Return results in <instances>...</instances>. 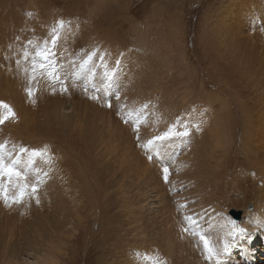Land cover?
Returning <instances> with one entry per match:
<instances>
[{
    "label": "rangeland",
    "instance_id": "rangeland-1",
    "mask_svg": "<svg viewBox=\"0 0 264 264\" xmlns=\"http://www.w3.org/2000/svg\"><path fill=\"white\" fill-rule=\"evenodd\" d=\"M31 1L38 3V7L40 6L37 11L35 7H33V10L26 9L29 7L32 8L31 3L33 2ZM222 1L223 0H0V8L5 7L6 9L5 12L0 9V18H3V13H12L13 16H15L13 18V23L17 25L16 27L14 25L8 27L10 29L14 28V30H11L12 39L10 37L11 40L5 41L6 35L3 30H5L6 27L3 22H0V50L2 51L4 49V51H0V120L3 119V123H0V131H6L1 126L11 122L9 124L11 126L9 130L13 131L12 128H14L20 133L14 140L7 142L6 145H3L5 142L0 134V145H3L4 148L7 146L8 148V146L16 144L10 148V152L18 151V156L13 160L17 163L22 177L21 183L10 180L8 184H0V187L4 185L9 186L10 190L8 193L11 194L10 201L13 204H10L9 201L4 199L0 193V264H122V259H126L125 257L127 256L123 258L121 254L124 253L128 255L139 249L136 245L134 251L129 245H126L125 230L127 228H124L122 224L125 223L123 220H126L127 213L121 202H123L124 199H122V197L129 199V196L134 195V193H136L134 190L136 187H140V185L136 186L135 183L130 182L129 176L133 172L129 171L128 168L130 166L128 164H126L127 166L122 164L123 162L121 160L124 159L123 156L125 159L126 157L130 158L129 152L122 151V149L126 148V145H131V150L141 157L146 155V158L143 157L145 162L148 161V158L151 160V155H147L143 152L146 136H137L133 128L132 131L126 127L132 118L140 119L144 124L147 121L145 117L142 118L140 116L141 110L138 111L139 106L136 99L133 97V90L131 87L120 91L121 86L123 87V82H111V79H108L107 82H97L94 78H91V75L87 77L91 72H95L96 79L100 80L104 75L111 76L108 72L111 69L120 68V70H122V68H127L129 73H138L143 82L146 83V88L151 89H154L152 85L154 75L164 78H161V81L163 83L165 81L166 91L161 94L160 91L156 90L153 98L147 97L151 99L152 102L154 101L153 104L155 108H149L145 112L147 113V118L149 120L151 118V123L149 125H153H147L140 129L146 130V127H151L150 129L155 128L154 117L156 111L154 109L157 111L159 109L158 112L162 117H165V121L180 119L181 116L178 112L180 107L182 108L186 102V100H184L185 97H188V100L191 101L190 105L195 113L203 112L217 119L218 115L214 111L215 108H213L216 107L219 115L223 116L225 111L230 114L227 125L228 129L226 130L228 133H225V137L222 138V141L218 145L220 151L229 148V156L227 154L224 157L225 160L228 161L226 163L227 171L221 176L222 167H213L211 169V172L213 170L215 178L211 183L213 189L211 187L210 189L215 190L216 193H213L212 196H209L208 193L203 197V202L201 203L193 202L194 213L197 217H202L204 215L207 217L212 212L219 210L224 213L226 218L232 219L229 215V211L234 209V211H241L242 218L245 211V209H243L244 202L247 199H254V201L259 200V195H264V189H262L263 183H260L258 179L255 180L252 174L240 176V171L248 167V161H246L245 155L238 151L239 145L244 142V138L246 137L245 126H249L248 121L261 119L263 115L264 106H261V103L264 101L260 100L263 96V90H256L253 88L249 94L244 90L242 84L236 83L239 81L236 77H230V75L229 77H225V74L221 70L223 66V64L220 63L221 58L219 56L217 58L215 51L209 50L207 47L215 43L206 34L210 31L213 32L217 20L230 19L228 13H226V8L222 6ZM1 3L5 6H1ZM219 5L221 7H219ZM45 7L51 11L45 9L46 12L44 10ZM34 11L35 13H33ZM48 13L50 14L47 15ZM37 14H39V16ZM53 15L54 18L52 17ZM42 22L45 27L40 26ZM36 24L39 28H46L49 33L46 32V34H43L44 36L41 35L42 32H37L38 29L34 28ZM206 24L208 31L205 29ZM246 24L247 27L244 29L247 30L246 37L251 44L247 46L250 49L247 47H244V49H249L248 51L252 52L258 58L261 67L264 69V19L256 21V19L251 16L250 22L248 21ZM46 25L49 27H46ZM16 29L18 31H20V29L23 30L22 33L26 32L22 34ZM30 29L36 33L34 36L32 35V38H30L32 40L29 42ZM82 31H85L89 36L96 35V33L109 35V38L106 39L108 44H102V46L97 45L94 48V52L96 53L89 59H94V61H89L87 57L84 56L88 50H92V47H88V40L82 38ZM59 33L61 34L59 35ZM65 33H67L66 35L68 36L64 35ZM51 35L52 37H50ZM61 35L62 37H60ZM35 38L36 42L41 40L43 43L40 41L39 44L36 43L38 45L33 44V39L35 43ZM208 38H210L211 42H209ZM62 40L67 41H65V43ZM111 40L115 41V46L112 48L110 43ZM24 44H26V46L28 45L29 49L24 46ZM29 44L31 47L33 46V50H31ZM1 46L5 48L2 49ZM61 46L64 47L62 48ZM99 51H102L103 54L101 52L99 53ZM113 51H115V56ZM5 53L7 54V56H5L6 58L4 57V55H6ZM59 55L61 57H59ZM82 57L84 58L82 59ZM117 59L120 60V66H118V63L115 61ZM71 60L73 62H71ZM213 62L217 63L216 65L218 66L214 68ZM122 63L125 64L126 67L121 66ZM134 68L136 69L134 70ZM145 72H149V74ZM83 74L85 75L84 78L78 77ZM17 79L18 82H15ZM57 79L59 81H57ZM124 79L130 82L127 78ZM227 82L229 84H227ZM222 86L226 88L224 90L225 94L219 95L217 93V88H221ZM226 93L228 95H226ZM256 93H258V95H256ZM5 94H7V96H5ZM207 94L211 95L213 100H207ZM255 98L258 99L255 100ZM143 100L144 98H141L142 102ZM127 104L130 107L127 106ZM121 106H123V108ZM61 107L63 111L60 109ZM130 111L132 113L134 112L133 117ZM99 112L104 113L102 114L107 121H111L113 118L112 121L118 122L114 124L116 128L113 132L121 134L125 139L128 137V139H126L129 141L128 144H126L127 142L124 144L117 142L119 148H116L112 142V145L106 142L105 136L102 135L103 129H101V126H104L102 123L105 122L98 120ZM65 117H67V120ZM213 118L211 119L213 120ZM75 120L79 122L78 126L80 130L68 127V123ZM190 125L191 124H187V128H189ZM46 127L51 129V131L61 132L68 137L66 146H73L75 154H71L72 157L70 161V158L68 161H62V167L66 162L70 164H66L68 176L66 175L65 169L64 171H60L62 177H58V173L50 169L52 174H56L59 186L62 184V187L65 188L64 190L61 189V197L59 198L62 209L55 212L56 200L47 199L44 201L43 199L44 207L40 208L41 203H38L35 210L43 211L45 214L38 216L37 213L34 214L32 211H29L27 199H19L15 193H20L24 185L29 186L30 190H33L35 194L37 193V191H35L37 187H35L33 183H29V177H31V175H29V169L25 167L26 163H33V167H35V163H40L43 168L46 167V165L52 167L54 163L48 161L51 160L50 157H52L50 153H54L52 150L56 151V155L64 151L63 149H68L66 146H64V148L60 147V143L55 142L52 138L50 140L51 142L45 140L38 143L37 138L39 136L34 137V132L44 133ZM23 129H27L29 132L24 134ZM176 129L177 128L173 130L175 134H177ZM83 130L87 132H83ZM125 130L126 132H124ZM193 131L196 134L201 132L197 128H193ZM29 134H31V138H29ZM190 134L191 132L189 131L187 135ZM111 136H113V133ZM156 136H158V134H153V138ZM41 138L40 136L39 139ZM43 138H45V136ZM132 138L134 140H132ZM138 138L141 139L142 142L139 141ZM224 140L228 142L227 145H225ZM103 141L104 143H102ZM111 141H113L112 138ZM84 142L87 144H84ZM42 143L44 146H41ZM105 143L109 144L105 145ZM142 143L144 144L142 145ZM99 144L103 146L99 147ZM89 145L90 147H88ZM3 147H0V152L4 151ZM93 147L96 150L94 152L92 150ZM96 147L99 148L97 149ZM151 148L159 152L161 159V162L155 159V164L162 169L166 168L169 161L167 163L163 162L161 148L157 149L153 146H148L147 150L151 152ZM118 149H121V151ZM47 153L48 156L46 157ZM60 154L67 155L64 153ZM119 154L123 156L118 158L117 155ZM95 155H97V158L94 157ZM25 156L27 157L23 159ZM56 157H58V155H56ZM13 160L11 165H13ZM62 160L65 159L62 158ZM117 160L118 163L113 167ZM102 164H104L106 168L101 167L104 166ZM7 165L8 163H3V168ZM90 166L94 167V173L97 172V175L94 174L95 177L92 176L85 180V178H83L84 169H87L90 173ZM48 167H46V169H48ZM54 169H56V167H54ZM2 173L5 174V170H3ZM161 177L165 181L164 170L161 172ZM19 178L20 176H18V180ZM99 180H101L104 185ZM189 180L187 181L188 183ZM172 183L174 184L171 180L167 184L173 187V190L165 192L167 200L171 204L167 212L172 221V224H170L166 230V234L171 239V252L167 254V257H169V264H184L181 256L175 259L177 250L178 252L182 250H179V243L177 244L175 237V209L173 210L174 200L172 199L175 186L172 185ZM188 183L185 184L187 188H193L195 185H188ZM130 184H133V187H135H131ZM248 184L249 186H246ZM47 185H52L51 180L47 182ZM243 185H245L247 189L243 187ZM108 186L109 189H107ZM40 188L42 189L43 187ZM119 188L122 190L123 188L125 189L122 195L120 194ZM37 197L36 195V199ZM33 199L32 202L35 204L36 200ZM66 200L70 201L67 202ZM236 201L239 206L233 205ZM93 204L97 205V207H94ZM130 204L131 199L127 201V205ZM99 207H105V211L102 215H98L100 213L98 212ZM145 208L146 206L144 205V209ZM247 208L252 209V204ZM65 209L68 210V213H72L73 217H76L75 212H84V216L87 215L90 217L88 219L85 218L86 222L81 228L76 230L74 228L79 222L77 219L75 223L62 230L63 232L60 236H57L56 234L61 231V229L59 228L54 231V227L58 223V215ZM134 210L137 213H142L143 211L138 207H135ZM186 214H189V212H186ZM94 216H98L97 218L100 220L98 221L99 224L96 223L93 225L94 222H92V220ZM105 218H109V228H111L109 230L108 228H101V226L106 223V220L104 221ZM22 219L27 225L22 223ZM239 221H241V219ZM236 222H238V220ZM29 223H31L30 227L28 226ZM4 224H9V226L5 225V228L3 226ZM158 224L160 230L154 229V235L155 237H163L165 236L163 235V224L161 221H159ZM118 231L120 232L117 233ZM147 237L148 240L151 239L150 236ZM129 238L132 240L131 237ZM60 239L62 241H60ZM137 240L139 241V239ZM119 245L125 249L123 250ZM185 247L188 246L185 245ZM192 252L194 251H191V253ZM183 255L185 254L183 253ZM193 255V263L191 264H208L203 261L201 253L197 252L196 255L195 253H193ZM224 263L228 264V260H225ZM148 264L151 263L149 262ZM185 264L187 263L185 262Z\"/></svg>",
    "mask_w": 264,
    "mask_h": 264
},
{
    "label": "bare ground",
    "instance_id": "bare-ground-1",
    "mask_svg": "<svg viewBox=\"0 0 264 264\" xmlns=\"http://www.w3.org/2000/svg\"><path fill=\"white\" fill-rule=\"evenodd\" d=\"M31 2H33V3H31L32 8L29 7L26 9L27 10L28 9L33 10V7H35L36 11H37V9H39L40 6L38 7V3L34 2V1H31ZM1 6H5V5L1 3ZM222 6H224L226 8V13H228L230 19L217 20V22L215 24V29L213 30V32L210 31V32H208V34H206L215 43L210 44L207 47L209 50L215 51V55L217 58H218V56L221 58L220 63L223 64V66H222V68L221 67L220 68L223 71V73L225 74V77H229V75H230V77L231 76L236 77V79L239 80L236 83L242 84L244 86V90L249 94L251 93L253 88L256 90L262 89L263 90V96L261 97L262 99H260V100L264 101V78H262V77H264V69H263V67H261V65H260L261 63H259L258 58L252 52L248 51L250 48L247 46L251 43L249 42V40L246 37V31L247 30L244 29L247 27L246 22H248V21L250 22L251 16L254 17L256 19V21L259 19H262V20L264 19V13H263L264 12V0H223ZM219 7H221V6L219 5ZM0 9L4 12L6 10L5 7H1ZM45 9H47V8L45 7L44 10ZM47 11H51V10L47 9ZM33 13H35V11ZM27 14H29V13H27ZM49 14L50 13H48L47 15H49ZM37 15L39 16V14H37ZM54 15L52 16L53 18H54ZM2 16H3V18L2 17L0 18V22H3L5 27H6L5 30L2 29L4 31V34L6 35L5 41L6 40L9 41L12 39L11 30H14V28L10 29L8 27L12 26V25H14L15 27L17 26L15 23H13V18L15 16H13L12 13L10 14L9 12L3 13ZM45 16H46V14H45ZM49 17H51V16H49ZM45 20L47 21L46 17H45ZM228 23H230V24H228ZM207 24H208V22H207ZM207 24L205 27L206 31H208ZM40 26L45 27L43 25V22L41 23ZM46 27H49V26L46 25ZM75 27H77V26H75ZM34 28L38 29L37 32H42L41 35L46 34V32L49 33V31H47L46 28H39V26H37V24L34 26ZM17 29H19V28H17ZM21 29H20V31H18V30L17 31L22 33L23 30H21ZM61 31H62V29H61ZM100 31H102V30H100ZM29 32H30V36H29V42H30V40H32L30 38H32V35L34 36L36 32H34L32 29H30ZM24 33H22V34H24ZM22 34H21V36H22ZM51 34H53V33H51ZM60 34L61 33H59V35ZM66 34L67 33H65L64 35H66ZM38 35H39V33H38ZM47 36H48V34H47ZM66 36H68V35H66ZM108 36L104 33H101V34L96 33V35L89 36L85 31H82V38H85L88 40V44H87L88 47H92V50L91 49H90L91 51L88 50V52L84 56H86L88 60L90 58H92L94 56V54L96 53V52H94V48L97 45L102 46V44H104V45L108 44V41L106 40L109 38ZM10 37H11V39H10ZM50 37H52V35ZM60 37H62V35ZM60 37H58V38H60ZM2 38H4V37H2ZM210 38H208L209 42H211ZM67 39H69V38H67ZM37 41H38V39H37ZM65 41H67V40H64L63 42H65ZM39 42H36V38H35V43H34V39H33V44H36V43L39 44ZM110 43H111V48L115 46L114 40H111ZM110 43H109V45H110ZM38 44H36V45H38ZM2 45H3V43H2ZM47 45H49V44H47ZM24 46H26V44H24ZM29 46H30V44H29ZM1 47H2V49L5 48L3 46H1ZM26 47L28 48V45ZM32 47H31V50H33ZM58 47H60V46H58ZM108 47H110V46H108ZM244 47L245 48L247 47L249 49L245 50ZM120 49H121V47H120ZM2 51H4V49ZM29 52H31V51H29ZM100 52L103 54L102 51H99V53ZM108 52H111V51H108ZM114 52L115 51H113V54H114ZM60 53H61V51H60ZM62 54H63V52H62ZM2 55H4V54H2ZM31 55H32V53H31ZM115 55L116 54H114V56ZM5 56H7V54L4 55V57ZM59 57H61V56L59 55ZM112 57H111V59H112ZM83 58L84 57H82V59ZM113 58H115V57H113ZM131 58H132V56H131ZM118 59H119V56H118ZM118 59L115 61L118 63V66H120V60H118ZM63 60H66V59H63ZM89 61H94V59L89 60ZM71 62H73V61L71 60ZM116 64H115V66H116ZM211 64H212V61H211ZM216 64L217 63H214V65H213L214 68H215V66H218ZM121 66L126 67L125 64H123V63L121 64ZM139 67H141V66H139ZM135 69L136 68H134V70ZM142 69H144V68H142ZM108 72L110 73L111 76H105L104 75L103 76L104 79L100 78V80L96 79L95 72L94 73L91 72V74H89L87 77H90V75H91V78H94L97 82H101V81L107 82L108 79H111V82H118V83L123 82L122 83L123 87L121 86L120 91L124 90L125 88L131 87V89L133 90V97L136 99L137 104L139 106L138 111L141 110L140 116L142 118L145 117V120L147 122H145V124H144L141 122L140 119L132 118V119H130V121L128 122V126H126V127H128L131 130L133 128V130L136 131V134L135 133L134 134L137 136H146V138H145L146 143L145 144L142 143V145L144 144L143 152L147 155H151L150 158L152 160L151 161L148 158V161L145 162L143 160V157H145L146 155L144 156L142 154L143 156L141 157L136 152H133L130 148L131 145L130 146L126 145V148L122 149V151L129 152V154H130V158L126 157V159L122 155L124 159L121 160L123 162L122 164H124V165L128 164L130 166L128 168V170L133 172L129 176L130 182L135 183L136 186L140 185V187H136V189L134 190V192H136V193H134V195H132V196H129L130 198L128 197L129 199H131L130 205H127V201L129 199L122 197V199L123 198L124 199H123V202H121V203L124 205L123 208L126 210V213H127L126 220L125 219L123 220L125 223L122 224L124 228L125 227L127 228L125 230L126 245H129L133 250L135 249L136 245L139 247L138 251L134 250L135 252H132L128 255L127 254L125 255L124 253L121 254V256L123 258L125 256H127V257H125L126 259H122V264H148L149 262L151 264H153V263H155V264H169V257H167V254H169L171 252V250H170L171 239L166 234V230H167V227L170 224H172V221L170 220L169 214L167 212L168 208L171 207V204L167 200V195L165 194V192H169V191L173 190V187H171L167 184L171 180H172V182H174V184L172 183V185L175 186L174 192L172 194V199L174 200L173 201L174 202L173 203L174 204L173 210L175 209V213H174V222H175V227H176L175 237H176L177 244L179 243L178 244L179 250H182L181 252H178V250H177L175 259H178L181 256V259H182V261H184V264H185V262L187 264L188 263L191 264V263H193V261H192L193 253H195V255H196V253L198 252V253L202 254L203 261L208 263V264H225L224 263L225 260H228V264H264V195L263 196L259 195V197H258L259 200L254 201V199L253 200L247 199L244 202L243 209H245V211L243 213L241 221H238V222H236L234 219L232 220V219L226 218L224 213L220 212L219 210L212 212L207 217H205L206 215H204L202 217H197L195 215L194 209H193V207H194L193 202L201 203V202H203V197L206 196L208 193H209V196H212L213 193H216L215 190L210 189V187L212 188L211 183L213 182V179L215 178V175L213 174V170L211 172V169L213 167H219V168L222 167V172L220 173L221 176H222V174H224L225 171H227L226 163L228 161L225 160L224 157L229 153V148L225 147L226 149H223L222 151H220L218 149V145L222 141V138L225 137V133H228L226 130L228 129L227 125H228L230 114H228V112L225 111L223 116L219 115V113H217L218 109H216V107H213V108H215L214 111L218 115V116L216 115L217 119L209 116L208 114H204L203 112L195 113L193 111L192 106L190 105L191 101L188 100V97H185L184 100H186V102L182 108L180 107L179 112H178L179 115L181 116L180 119H176V120H173V119L169 120L168 119L169 121H165L166 120L165 117H162L159 114V112H158L159 109H158V111L156 109H154L156 111L155 112L156 115L154 117V124L156 125V126H154L155 128L150 129L151 127L150 128L146 127V130L140 129L141 127L147 126L151 123V121H150L151 118L149 120L146 116L147 113H145V112L149 108L153 109L155 107L153 104L154 101L152 102V100L147 98V97L153 98L156 90L160 91L161 94H163L162 92L166 91L165 81L163 80L164 83L161 81L164 78L157 76V75H154L153 81H152V85H153L154 89H151V88H146V83L143 82V80L140 78L138 73L133 74V72H131V71H130L131 73H129L127 68L126 69L122 68V70H120V68L119 69H111ZM55 73H57V72H55ZM145 73L149 74V72H145ZM78 77L84 78L85 75L83 74V75H80ZM78 77H75V78H78ZM124 78H127L128 80H130V82L125 81ZM132 78H134V79H132ZM225 80H227V79H225ZM57 81H59V80L57 79ZM90 81H91V79H90ZM15 82H18V79ZM176 83H177V81H176ZM76 84H77V82H76ZM227 84H229V83L227 82ZM97 87H99V86H97ZM217 89H218L217 93L219 95L225 94V92H224V90L226 89L225 87L222 86L221 88H217ZM253 92H255V91H253ZM253 94H255V93H253ZM226 95H228V94L226 93ZM256 95H258V93H256ZM5 96H7V94H5ZM206 97H207V100H209V99L213 100V97L209 94H207ZM141 98H144L143 102L141 101ZM117 99H118V97H117ZM172 99H175V98H172ZM256 99H258V98H255V100ZM120 100H122V99H120ZM180 100H182V99H180ZM231 104H232V102H231ZM127 106H129V105L127 104ZM261 106H264V102L261 103ZM121 107L123 108V106H121ZM60 109H62V107ZM84 109H85V107H84ZM263 109H264V107H263ZM185 110H187V111H185ZM20 111H22V110H20ZM62 111H63V109H62ZM90 111H92V110H90ZM102 113L99 112L98 120L101 122H105V123H102L104 126L103 127L101 126V129H103L102 135L105 136L104 138H105L106 142H109L110 144L112 142L116 148H119L117 145V142H119L120 144L121 143L124 144L127 142L126 144H128L129 141L126 140V139H128V137L125 139L123 136H121V134H118L117 132H113L116 128V126L114 124L118 123V122L112 121L113 118L111 121H107L105 116H103L104 113L103 114ZM55 114H56V112H55ZM130 114L133 117L134 112L132 113L130 111ZM167 114H168V112H167ZM65 118L67 120V117H65ZM171 118H173V117H171ZM211 118H213V120ZM5 123H6V121H5ZM10 123L11 122H9V124ZM78 123L79 122L76 120L71 121L70 123H68V127H73L74 129L80 130ZM9 124L6 123V124H3V126H1L2 128H4L6 130V131H0L1 137L4 139V142H5L3 145H6L7 142L14 140L15 137L20 134L14 128H12L13 131H10L9 129L11 128V126ZM187 124H191L189 128H187ZM195 124H197V125H195ZM151 125H153V124H151ZM151 125H149V126H151ZM248 125L249 126H245V130H246L245 136L246 137L245 138L243 137L244 142L242 141L243 143H241L239 145V150H238L242 154L245 155V157L247 159L246 161H248V167L244 168V170L240 171L241 172L240 176H246V175L252 174L255 177V180L258 179V181L260 183H263L262 189H264V110H263V115H262L261 119H256L254 121L253 120L248 121ZM173 127H174V129L177 128L176 129L177 134L173 133V130H174ZM58 128H60V127H58ZM193 128H197L201 132L199 134H196L193 131ZM8 130H9V132H8ZM23 130H24V134L29 132L27 129H23ZM79 130H77V131H79ZM84 131H86V130H83V132ZM189 131L191 132V134L187 135ZM124 132H126V130ZM169 132H171V135H169L163 141L155 140V138H153V134H155V135L158 134V136H163L165 133H169ZM21 133H23V132H21ZM112 133H113V136H111ZM87 134L90 135L89 133H87ZM34 135H35L34 137H36V136L42 137L41 139H39V137L37 138L38 143L43 142L45 140L50 141L52 138L55 142L60 143V147H62V148H64V146H66L67 141H68V139H67L68 137L63 135L61 132L51 131V129H48V127H46V131L44 133L34 132ZM44 136H45V138H43ZM184 136H186V137H184ZM29 138H31V134H29ZM77 138H78V135H77ZM111 138L113 139V141H111ZM152 139L155 141H153ZM88 140H89V138H88ZM132 140H134V139L132 138ZM226 140H224L225 145H227V143H228ZM241 140H243V139H241ZM139 141H141V139H139ZM150 141H152V143H149ZM86 142H84V144H87ZM102 143H104V141ZM109 143H105V145H107ZM135 143H136V141H135ZM137 143H138V141H137ZM229 144H230V142H229ZM15 145H10V146H8V148H7V146H5V148L3 147L4 151L0 152V161H2V163H8V165L6 167L0 169V184H8L10 182V180L15 181L17 183L22 182V177L20 175V169H19L17 163L13 160L14 158H16L18 156V151L17 152H10V148L15 146ZM41 146H44V144L42 143ZM102 146L100 145L99 147H102ZM148 146H153L157 149L161 148V154H162L163 162L167 163L169 161V164L166 167L168 169L167 181H164L163 178L161 177V172H163V170L165 168L164 169L160 168L159 166H157L155 164L156 162L154 161L156 159V161L161 162L159 152L154 148H151V150H152L151 152L148 151L147 150ZM66 147H68V146H66ZM88 147H90V145ZM99 147H96V148L98 149ZM63 150L64 151H62L60 153H64L67 155H62V154L58 153V154H56V155H58V157H56V155H55L56 151L52 150V152H54V153L53 154L50 153V155H52L53 158L50 157L51 160H48V161H50V163H54V165H52V167H48V165H46V167H48V169H46V167L43 168L42 165H40V163H35V167H33V163H26L25 164V167H27V169H29V175H31V177H29V183H33V185H35V187H37V189H35V191H37V193L35 194L33 190H30L29 186L24 185L21 188L20 193H15V195H17V197H19V199H27V207H29V211H32L34 214L37 213L38 216L45 214V212H43V211L41 212V211L35 210L37 208L38 203H41L40 208L44 207L43 206V199H44V201H46L47 199L56 200L55 212L62 209L61 204L59 203V198L61 197V193H60L61 189L64 190L65 188L62 187V184H60V186H59L58 180L56 178V174H52V171H56L55 173H58V177H62V173H60V171H64V169H65L66 175L68 176V173H67L68 168L66 165L68 163L67 162H66V164L64 163V166L62 167V161H68L69 158H70L69 159V161H70L71 157H72L71 154L72 155L75 154V149L73 148V146L68 147V149H63ZM87 150H91V149H87ZM92 150H93V152L96 151L94 149V147L92 148ZM103 150H104V147H103ZM141 150H142V148H141ZM119 151H121V149ZM245 151H247V152H245ZM135 153H136V155H135ZM98 154H100V153H98ZM120 154L117 155L118 158L122 157ZM47 156H48V153H47L46 157ZM228 156H229V154H228ZM26 157L27 156L23 157V159ZM94 157L97 158V155H95ZM62 158H64L65 160H62ZM12 160H13V165H11ZM112 161H115V160L113 159ZM25 162H28V161H25ZM117 163H118V160L114 165L112 164L113 167ZM68 165H70V164H68ZM102 165H104V164H102ZM54 167H56V169H54ZM101 167L106 168L105 165L101 166ZM93 168L94 167L90 166V173L87 169H84L85 172H83V178H85V180L89 177L94 176V174L97 175V172L94 173ZM45 169H46V173H45ZM50 169H52V171H50ZM3 170H5V174L2 173ZM218 170H220V169H218ZM48 173H51V174H48ZM18 176H20L19 180H18ZM107 176H109V175H107ZM50 180L52 182V185L48 186L47 182H49ZM188 180H189V183L187 182ZM99 181H101V180H99ZM239 181H240V179H239ZM244 181H245V179H244ZM92 182L94 183L93 180H92ZM97 183H98V181H97ZM186 183H188V185H194V184L195 185L193 186V188H187V187H185ZM237 183H239V182H237ZM71 185H72V183H71ZM83 185H85V184H83ZM103 185H104V183H103ZM130 185H131V187H133V184H130ZM235 186H236V184H235ZM246 186H249V184ZM40 187H43V188L41 189ZM67 187H69V186H67ZM243 187H245V185H243ZM38 188H39V191H38ZM107 189H109V186L107 187ZM9 190H10V188L8 185H4V186L0 187V193L2 194L1 196L4 199H6L7 201H9L10 204H12L10 201L11 200V194L8 193ZM119 190H120V194L122 195L125 189L123 188V190H122L119 188ZM248 191H250V190H248ZM36 195L38 196L37 199H36ZM67 198H69V197H67ZM240 198H241V196H240ZM32 199L36 200L35 204L32 202ZM68 201H70V200H68ZM237 201H238V198H237ZM237 201L234 202L233 205L239 206ZM73 204H74V202H73ZM251 204H252L253 208L252 209L247 208ZM144 205L146 206L145 209H144ZM147 205H148V207H147ZM93 206L97 207V205H94V204H93ZM46 207H48V206H46ZM135 207H138L140 210H143L142 213L138 212L139 213V215H138V213L135 212V210H134ZM83 208H86V207H83ZM151 210H152V212H151ZM104 211H105V207H101V208L99 207L98 212H100V213L98 215H102ZM186 212H189V214H186ZM75 213H76V217H73V214L68 213V210L65 209L64 211H62L58 215V217H57L58 223L54 227V231L59 229V228L61 229V231H59L56 234L57 236H60L63 232L62 230L66 229L71 224L75 223L77 221V219L79 220V222L77 225H75L74 228H75V230L78 228H81L83 226V224L86 222L85 218L88 219L90 217V216H87L86 214H85L86 216H84V212H79V213L75 212ZM93 214H95V213H93ZM97 217L98 216H94V218L92 220V222H94L93 225H95L96 223L99 224L98 221H100V220H98ZM105 220H106V223H104L101 226V228H106V229L108 228V230L111 229V228H109V222H110L109 218H105L104 221ZM159 221H161L163 224V235H165L163 237L162 236H156L155 237L154 232H153L154 229L160 230V226L158 224ZM22 223H25L23 219H22ZM5 225L9 226V224H4L3 226L5 228H6ZM25 225H27V223H25ZM28 226L30 227L31 223H29ZM97 230H98V228H97ZM119 232L120 231H118L117 233H119ZM147 236H150L151 239L148 240ZM201 236H203L208 241V247L212 249L211 253H209L205 249L204 241L201 240ZM129 237H131L132 240H130ZM137 239H139V241ZM60 241H62V240L60 239ZM180 243H181V245H180ZM226 244L228 245L227 251H225V245ZM185 245H187L188 247H185ZM120 247H122V246H120ZM122 249L124 250L125 248L122 247ZM191 251H194V252L191 253ZM30 253H27V254H30ZM183 253L185 255H183Z\"/></svg>",
    "mask_w": 264,
    "mask_h": 264
},
{
    "label": "snow or ice",
    "instance_id": "snow-or-ice-1",
    "mask_svg": "<svg viewBox=\"0 0 264 264\" xmlns=\"http://www.w3.org/2000/svg\"><path fill=\"white\" fill-rule=\"evenodd\" d=\"M5 107H6V106H5ZM0 123H3V121L0 120ZM169 135H171V132H169V133H165L163 136H157V137H155V140L163 141V140H165ZM149 143H152V141H150ZM0 147H3V145H0ZM0 168H3V163H2V161H0ZM164 172H165V177H164V179H165V181H167V179H168V177H167L168 169L165 168V169H164ZM201 240L204 241L205 249H206L209 253H211L212 249L208 247V241H207L203 236H201ZM227 250H228V245L226 244V245H225V251H227Z\"/></svg>",
    "mask_w": 264,
    "mask_h": 264
},
{
    "label": "water",
    "instance_id": "water-1",
    "mask_svg": "<svg viewBox=\"0 0 264 264\" xmlns=\"http://www.w3.org/2000/svg\"><path fill=\"white\" fill-rule=\"evenodd\" d=\"M230 215L236 220H238L239 217H240V213L239 212H234L233 210H231Z\"/></svg>",
    "mask_w": 264,
    "mask_h": 264
}]
</instances>
